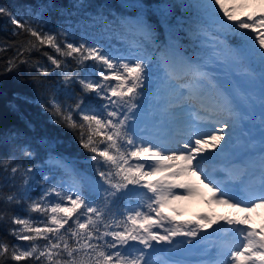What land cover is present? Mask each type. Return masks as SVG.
<instances>
[{
  "label": "snow or ice",
  "instance_id": "snow-or-ice-1",
  "mask_svg": "<svg viewBox=\"0 0 264 264\" xmlns=\"http://www.w3.org/2000/svg\"><path fill=\"white\" fill-rule=\"evenodd\" d=\"M120 6L135 16L113 13L109 24L100 13L107 27L124 29L118 50L45 31L39 12L21 22L0 6L24 37L5 70L23 64L47 77L65 69L64 98L54 95L43 108L76 134L94 166L88 177L57 158L60 177L41 181L15 154L0 158V223L16 241L0 236V264H264V222H252L264 209V0ZM183 38L204 49L189 54ZM196 196L236 215L179 220L177 202Z\"/></svg>",
  "mask_w": 264,
  "mask_h": 264
},
{
  "label": "trees",
  "instance_id": "trees-1",
  "mask_svg": "<svg viewBox=\"0 0 264 264\" xmlns=\"http://www.w3.org/2000/svg\"><path fill=\"white\" fill-rule=\"evenodd\" d=\"M121 2L122 0H0V6L7 8L21 22L35 17L39 12L42 14L40 26L45 31H68L69 38L74 36L77 40L83 38L88 42L95 39L118 50L125 46L124 29L119 25L107 27L100 19V13L107 17L109 24L114 19L113 13L117 17L135 15V9L122 8ZM143 2L154 5L160 0ZM152 22H156L155 16L152 17ZM15 28L8 15L0 14V49H3L0 50V158L15 154L25 165H33L36 179L41 181L44 175L51 178L56 174L57 178L60 177L54 162L57 158L71 162L85 176H94V166L90 160L92 154L83 149L73 131L63 124L54 123L51 114L43 108L44 103L54 95L64 98L65 86L59 73L65 69L50 72L47 77L35 68L23 64L13 71L5 70L7 61L16 54L15 44L24 39L23 36L13 34ZM181 35L183 37L184 34ZM235 39L233 37L230 42ZM181 42L189 54L194 48L197 52L204 49L202 42L193 43L187 38H183ZM42 51L52 52L47 47ZM31 59L40 60L45 66L51 67L47 58L40 53L33 52ZM71 66L75 67L74 64ZM35 78H39V82ZM72 90L79 93V85H73ZM18 146L28 147L33 156L22 157ZM41 188L42 184L34 185L31 195L38 196ZM4 190L7 192L12 189ZM9 210L25 214L22 206H12ZM6 227L0 223V236L16 242L13 237L7 236Z\"/></svg>",
  "mask_w": 264,
  "mask_h": 264
},
{
  "label": "rangeland",
  "instance_id": "rangeland-1",
  "mask_svg": "<svg viewBox=\"0 0 264 264\" xmlns=\"http://www.w3.org/2000/svg\"><path fill=\"white\" fill-rule=\"evenodd\" d=\"M253 10H255L254 7L248 8L246 11L250 12ZM129 17H132V16H129ZM253 91L258 95V83L253 89ZM255 116H256V119L254 121V124L256 126L252 128V132L253 134L258 136L259 134L258 133V127H259V107L258 105L255 110ZM225 133L231 134V129H225ZM226 138H227V135H226ZM177 207L181 213L180 216L178 217L179 220L196 221L199 216L204 215V214H215V216L217 217H222L220 215V212L222 211V209H228V211L225 212L227 216L236 215V212L234 209H230L226 205H220V204H215V203L210 204L207 202V199L204 196H196L191 199L177 202ZM240 215H243V214L241 213ZM252 222L254 226H259L261 222H264V209L262 210L261 213H258L257 211L255 213H252ZM210 240H211L210 242L211 244H208V243L206 244L209 247H211L213 243H216L215 239L214 240L210 239Z\"/></svg>",
  "mask_w": 264,
  "mask_h": 264
},
{
  "label": "bare ground",
  "instance_id": "bare-ground-1",
  "mask_svg": "<svg viewBox=\"0 0 264 264\" xmlns=\"http://www.w3.org/2000/svg\"><path fill=\"white\" fill-rule=\"evenodd\" d=\"M234 139H235V138H234ZM216 164H217V166H219V161H217ZM230 209H231V208H230ZM262 210H263V209H257V212H258V213H261ZM226 211H228V209H222V211L220 212V215H221L222 217L227 216L226 213H225ZM210 239L214 240L215 238L212 237V236H210V237L208 238V240L205 241L204 243H205V244H207V243H208V244H211V243H210V242H211Z\"/></svg>",
  "mask_w": 264,
  "mask_h": 264
}]
</instances>
